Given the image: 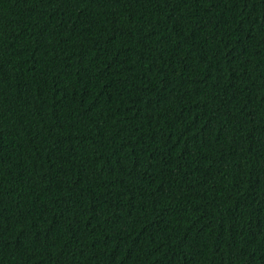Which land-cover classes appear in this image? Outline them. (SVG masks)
I'll return each mask as SVG.
<instances>
[{
  "label": "trees",
  "instance_id": "16d2710c",
  "mask_svg": "<svg viewBox=\"0 0 264 264\" xmlns=\"http://www.w3.org/2000/svg\"><path fill=\"white\" fill-rule=\"evenodd\" d=\"M0 264H264V0H0Z\"/></svg>",
  "mask_w": 264,
  "mask_h": 264
}]
</instances>
